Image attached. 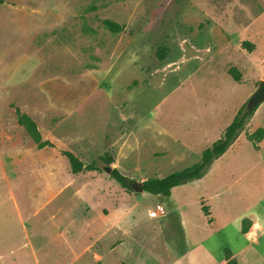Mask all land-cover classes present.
<instances>
[{"label":"rangeland","instance_id":"rangeland-1","mask_svg":"<svg viewBox=\"0 0 264 264\" xmlns=\"http://www.w3.org/2000/svg\"><path fill=\"white\" fill-rule=\"evenodd\" d=\"M262 81L264 0H3L0 150L20 146L27 158L18 188L0 190V229L18 234L21 216L53 232L110 212L148 239L160 222L168 240L183 236L181 221L205 226L202 201L218 222L243 213L264 193V101L225 159L170 198L130 192L101 169L74 175L62 151L95 166L108 154L133 181L165 178L199 163ZM17 109L53 146L38 148ZM222 190L235 204L218 205ZM158 206L165 214L150 219Z\"/></svg>","mask_w":264,"mask_h":264},{"label":"crops","instance_id":"crops-1","mask_svg":"<svg viewBox=\"0 0 264 264\" xmlns=\"http://www.w3.org/2000/svg\"><path fill=\"white\" fill-rule=\"evenodd\" d=\"M172 141L180 143L173 138ZM185 149L187 153H193L195 148L189 144ZM228 151L215 162L223 161ZM26 158L27 152L20 146L9 145L7 150H0V181L4 184L2 186L0 183V190L4 187L18 188L17 182L26 173ZM179 159L174 157L172 162L177 164ZM2 196L6 195L2 193ZM227 197L224 190L218 193V205L235 204L233 198L229 200ZM206 207L202 201L201 209L210 212L208 217L205 216V226L181 221L183 236L177 232L171 233L168 240L157 235L162 233L160 222L149 225V229L159 232L148 239L139 234L137 222H127L125 216H117L109 221L110 212L102 213L97 218L83 216L82 222L76 221L75 224L72 221L53 232L50 231L51 226L44 230L41 226L31 229L30 225H26V219L20 216L18 234L0 229V245L6 246L0 247V264H228L226 250L230 251L231 260L237 264H264V193L243 213L224 217L219 222L215 221L210 207ZM28 215L29 222H32V215ZM54 219L55 216L51 217V220ZM247 221L249 226L245 227ZM15 239L17 241L13 242ZM52 239H55L54 243L48 241ZM42 249H46L44 254L41 253Z\"/></svg>","mask_w":264,"mask_h":264},{"label":"trees","instance_id":"trees-1","mask_svg":"<svg viewBox=\"0 0 264 264\" xmlns=\"http://www.w3.org/2000/svg\"><path fill=\"white\" fill-rule=\"evenodd\" d=\"M0 3H3V0H0ZM105 26L112 33H120L124 29L119 24L114 23L110 20L105 21ZM249 45V42L243 43V46L246 48H248ZM232 73L234 79L237 82H240V77L236 74V71L234 69L232 70ZM256 109L257 108L250 107L248 104L242 106L239 109L232 124L229 125L224 131L223 137L216 141L211 147H209L202 153L201 161L199 163L182 171L175 172L165 178L146 180L144 182L145 192L169 198L174 188L188 184L193 181L201 180L205 176L208 168L216 160L221 158L233 145L236 138L244 129L247 122L253 117ZM16 114L18 117L19 124L25 127L29 135L37 143L39 149L53 146L51 142L42 141L36 123L29 116L23 115L18 109L16 110ZM62 155L67 157V159L69 160L71 172L74 175L81 174L85 171H99V169L96 168L94 164L85 165L84 162L80 160V158L76 154L70 151H62ZM103 160L109 164L114 163V159L108 154L105 155ZM111 177L114 178L120 185H122L128 191L134 192L132 185L135 183V181L124 176L117 169H114ZM243 231L246 232L247 229L244 228ZM226 257L229 260L228 264H237L235 260H231V254L229 250H226Z\"/></svg>","mask_w":264,"mask_h":264},{"label":"water","instance_id":"water-1","mask_svg":"<svg viewBox=\"0 0 264 264\" xmlns=\"http://www.w3.org/2000/svg\"><path fill=\"white\" fill-rule=\"evenodd\" d=\"M263 101H264V81H262L259 84L257 91L255 92L251 100L249 101L248 105L250 107L257 108ZM96 168L101 169L107 177L112 176V173L115 169L113 164H109L106 161H102V160L96 163ZM132 188L135 193L145 192L143 182L135 181V183L132 185Z\"/></svg>","mask_w":264,"mask_h":264},{"label":"built area","instance_id":"built-area-1","mask_svg":"<svg viewBox=\"0 0 264 264\" xmlns=\"http://www.w3.org/2000/svg\"><path fill=\"white\" fill-rule=\"evenodd\" d=\"M160 214H165V210L162 206H158V211L154 210L150 213L151 217H158Z\"/></svg>","mask_w":264,"mask_h":264}]
</instances>
